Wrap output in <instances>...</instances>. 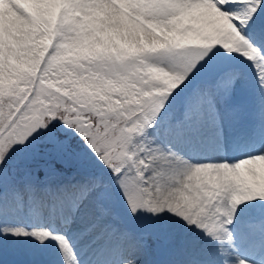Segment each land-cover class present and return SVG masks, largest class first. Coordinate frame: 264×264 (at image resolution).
Returning <instances> with one entry per match:
<instances>
[{"label": "snow or ice", "instance_id": "6c2138e0", "mask_svg": "<svg viewBox=\"0 0 264 264\" xmlns=\"http://www.w3.org/2000/svg\"><path fill=\"white\" fill-rule=\"evenodd\" d=\"M112 27L147 39L122 49L101 39ZM0 34V264L6 244L18 264H44L49 245L59 264H139L150 239L169 245V264H264V224L241 233L255 259L235 255L233 231L242 201L264 202V0H0ZM246 89L259 147L236 162L185 158L209 130L223 145ZM17 152L48 159L6 193ZM58 166L73 175L44 182ZM118 208L180 230L133 232Z\"/></svg>", "mask_w": 264, "mask_h": 264}, {"label": "rangeland", "instance_id": "374dc122", "mask_svg": "<svg viewBox=\"0 0 264 264\" xmlns=\"http://www.w3.org/2000/svg\"><path fill=\"white\" fill-rule=\"evenodd\" d=\"M101 39L112 42L117 44L119 47L125 50H133L135 49L137 43H145L147 37L140 35V36H133L129 35L127 29H120L116 27L108 28L101 34ZM10 46V42L4 38L2 34H0V59H3V54L6 49ZM237 102L241 104L244 108V119L237 125L231 124H224L222 126V138L224 139V146L227 147L230 153H225L224 158H227L231 161H236L233 159H238L242 154L246 157V152L251 151L254 147H259V141H253L251 139L253 130L256 126V112L258 107L257 96L256 93L251 89H246L242 92H239L237 95ZM210 131V130H209ZM207 140L205 141V146L202 148L195 146L191 150H187L182 155L184 157L193 162H210L212 160V155L210 153L211 148L210 145V135L209 132L207 133ZM232 147V148H231ZM206 153V154H205ZM48 156H40L38 155L36 158V162L31 163L30 165L23 159V153L17 152L14 153L9 166H8V174L5 178V192L7 193L10 189L19 190L22 184V172L21 169L25 166H30L32 171L35 169L36 166L40 167L39 161L40 160H47ZM95 171H99V169L93 168ZM73 175V172L67 174H58L52 172L51 175H45L43 178L44 182H47L49 179L52 183H62L65 180L69 179ZM37 178V180H40ZM213 177L206 179V182L211 186ZM256 205H248L242 212L244 216L243 219L239 220V223L242 225L240 230H245L247 232L249 230V226H247V219L251 221L250 226L252 228H256L259 224H264V202L257 203ZM120 222L131 231L136 233H142L145 231L148 232H157L162 225H166L165 219H156L154 216L142 213L140 215L139 221L146 227L145 230L140 226H135L131 224L128 220L127 213H123V211L118 212ZM18 219L21 223L28 224L33 222L35 219L32 216H29L25 213H19ZM202 234V233H201ZM236 240V239H235ZM241 244V245H240ZM236 250L239 252V249L246 247V243L244 242H235ZM52 250V246L49 245L46 249L43 250L41 253V257H43V253L49 252ZM243 251L240 252V254ZM143 259H146L151 264H169L171 250L167 243H163L160 240H151L149 241V246L147 250L141 254ZM237 256H240L237 253ZM249 257L254 259V253L252 256L248 254ZM170 257V258H169ZM256 258V257H255ZM4 264H18V260L14 257L8 250L7 244L5 245V260ZM49 264V263H45ZM54 264V262L50 263Z\"/></svg>", "mask_w": 264, "mask_h": 264}, {"label": "bare ground", "instance_id": "6f19581e", "mask_svg": "<svg viewBox=\"0 0 264 264\" xmlns=\"http://www.w3.org/2000/svg\"><path fill=\"white\" fill-rule=\"evenodd\" d=\"M99 19L103 20V16L102 15L99 16ZM209 135H210V145H209V147L211 148L210 153L212 155V160L213 161L236 162V161H238L241 158H246V157H244V154H242V153H241L242 156H240L238 159H233V160H236V161H231V160H229L227 158H224V154L225 153H228V154L230 153L229 149L224 146V143H223L222 146H218L217 145V142H216L215 137H214V135H213L211 130L209 131ZM223 141H224V139H223ZM197 146L202 148V150H203L204 149L203 147L205 146V142L200 144V145H197ZM210 177H212V176L210 175L208 178H210ZM260 177H261V180H264V163H261L259 165V171L257 173V181L258 182H259ZM208 178H206V179H208ZM255 201H256L255 199L253 201H242L241 205L238 207L237 217H236V220H235V223H234V226H233V231H234L235 239H236L235 242H238V243L241 242V238H240L241 237V233L245 232L244 229L240 230L241 228H239V227H242V225L239 223V220L243 219V217H244L242 215L244 207L246 208L248 205H256ZM165 222H166L165 223L166 225L173 226L176 231L180 230L177 226H174V222H173L172 219H165ZM247 223L248 224H246V225L250 226L251 221L249 219H247ZM260 225H262V224H259L258 226H260ZM192 235L197 236V237L202 236L201 233L195 232V231L192 233ZM243 247L244 248L241 247V249H243L244 253H246L245 257H249L248 254L250 256H252L253 250L248 245H246V247L245 246H243ZM241 249H239V250H241ZM237 253L240 255V251L238 252L235 249V255H237ZM170 257H172V252H171V256ZM240 257H241V255H240ZM42 259L44 261V264L45 263H49L50 264L52 262H54V264H59V261L56 258V254H55V251H54L53 248H52V250H49V252L43 253ZM112 264H119V259L118 258H113ZM139 264H151V263H149L146 259H143V257L140 255Z\"/></svg>", "mask_w": 264, "mask_h": 264}, {"label": "trees", "instance_id": "16d2710c", "mask_svg": "<svg viewBox=\"0 0 264 264\" xmlns=\"http://www.w3.org/2000/svg\"><path fill=\"white\" fill-rule=\"evenodd\" d=\"M57 172H60V173H67V172H72L73 169L71 167H60L58 166L57 169H56ZM122 209V208H121ZM142 215V214H140ZM140 215H138L137 217H131V219L133 220L132 223L133 224H137V225H140L142 224L140 221H139V218L141 217Z\"/></svg>", "mask_w": 264, "mask_h": 264}]
</instances>
